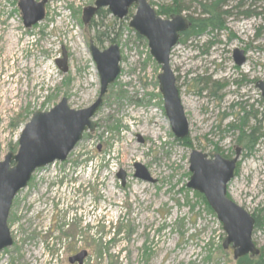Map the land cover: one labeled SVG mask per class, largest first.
Wrapping results in <instances>:
<instances>
[{
  "label": "rangeland",
  "instance_id": "obj_1",
  "mask_svg": "<svg viewBox=\"0 0 264 264\" xmlns=\"http://www.w3.org/2000/svg\"><path fill=\"white\" fill-rule=\"evenodd\" d=\"M47 1L45 19L25 28L17 0H0V161L9 151L17 152L35 111H48L62 98L75 110L96 101L101 83L89 42L109 47L106 35L102 44L95 38L107 25L114 27L110 32L122 52L121 73L93 117L95 131L84 133L66 161L37 170L15 197L8 219L14 242L1 252L0 264H69L73 252L83 249L88 252L84 264H237L233 250L222 247L226 233L221 222L187 188L189 159L194 149L210 158L234 157L235 148H242L238 132L226 130L244 115L243 109L257 116L247 131L259 127L264 133V98L256 88L257 81H264V30L258 35L264 0H232L222 9L231 11L223 15L227 29L184 35L172 50L171 66L190 125L184 139L175 137L164 109L160 66L147 40L129 27L130 19L115 18L104 8L86 26L83 11L96 0ZM148 1L156 10L176 1L188 18H199L200 3L206 2ZM241 1L242 8L236 9ZM239 10L258 15L245 17ZM235 48L247 52L241 67L233 60ZM63 51L67 73L56 63ZM199 79L210 89L213 82L223 84L219 97ZM137 114L142 116L135 121ZM155 122L162 133L155 131ZM135 163L154 182L136 178ZM228 191L250 214L262 217L253 241L264 247V138L252 154L243 149ZM101 242L109 247L102 258L95 252Z\"/></svg>",
  "mask_w": 264,
  "mask_h": 264
},
{
  "label": "water",
  "instance_id": "obj_2",
  "mask_svg": "<svg viewBox=\"0 0 264 264\" xmlns=\"http://www.w3.org/2000/svg\"><path fill=\"white\" fill-rule=\"evenodd\" d=\"M17 2L25 28H31L45 19L47 0ZM131 7H135L136 11L129 26L147 40L151 56L161 66L158 82L165 111L174 135L184 139L189 133V123L179 95L176 76L171 68L170 54L178 44L181 34L189 29L191 24L188 18L182 14L162 18L148 0H96L94 6L84 10L83 21L88 23L100 8H107L114 17L124 19ZM89 48L101 83L97 100L88 108L75 110L63 98L49 111H35L21 132L17 152L9 151L0 161V254L14 242L8 219L15 197L27 187L37 169L55 161H65L82 139L84 132L95 130L96 123L92 118L100 108L109 85L115 82L121 72V51L117 44L101 50L91 41ZM233 60L238 67L244 65L247 60L245 51L235 48ZM56 63L67 73L65 51L63 58L57 59ZM256 88L264 98V81H258ZM240 154V147L235 149V157L232 159H226L220 154L209 158L207 154L193 150L189 160L192 176L187 184L188 188L205 196L226 233L223 248L228 249L231 246L235 259L259 255V249L253 241L255 218L227 196L228 184L235 176ZM134 167L136 178L154 182L143 165L136 163ZM118 177L124 182L123 172ZM86 256L87 251L82 250L71 256L69 262L82 264Z\"/></svg>",
  "mask_w": 264,
  "mask_h": 264
},
{
  "label": "trees",
  "instance_id": "obj_3",
  "mask_svg": "<svg viewBox=\"0 0 264 264\" xmlns=\"http://www.w3.org/2000/svg\"><path fill=\"white\" fill-rule=\"evenodd\" d=\"M231 1L232 0H206L205 3H200V6L202 8V14H201L202 17L201 16L199 18L190 17L191 28L184 35L193 34L194 36H200L209 30L214 31V30L227 29L226 23L223 19V15L224 14L228 15L231 11L222 12V9L223 7L227 6ZM243 3H244L243 1L239 2L238 5L236 6V9H241L243 6ZM182 10H183V7H181L180 5L176 3V1H174L172 5L161 6L160 9L157 10V13L161 16H166L167 18H169L175 14L181 13ZM102 13L103 11H101L99 15H101ZM238 13L240 15H244L245 17H249L254 14L258 15L257 13H255V11H252V10L240 11ZM94 26H98L96 22H94ZM113 28L114 27L112 25L104 26V30L102 32L101 31L96 32V35H95L96 40L100 44H102L103 39H104L103 37H105L106 35V37H108L110 41L116 42L118 39L115 36L113 37L112 33L110 32V30L111 29L113 30ZM261 30H264V26H262V28H259L258 35H260ZM199 80L201 82H205V88L211 92L210 94L213 97H216V98L219 97V92L222 91L223 84L218 83V82H213L212 87L214 88L210 89L208 88V85H207V83L209 82L206 83V80H202V79H199ZM243 112H244V115L239 116L238 122H236V124H230L226 132H233V134L238 132V135L236 138L237 143L239 145L241 144L244 150L246 149L250 151L252 154V152L255 149V146L258 145L260 138H264V133L260 132L261 130L259 129V127L258 128L252 127L250 128L251 130L248 132L247 128H249L250 121L255 117L257 120V116L252 115L253 113L251 111H247L246 109L245 110L243 109ZM198 194L203 199L204 203L208 205L205 197L200 193ZM253 217L255 218V229L262 227L263 224H261V221H260L262 217L259 215H253ZM67 224L69 223L65 222L62 228H64L65 225ZM64 235L67 236L65 233ZM109 242H112V239H110ZM53 246L54 248L56 247L55 244ZM60 247H61V244L59 243V247L54 249L55 252L56 250L58 251ZM108 248L109 247L107 244H104L101 242V244H99L98 246H95V252L99 257H101L103 255V251ZM69 250L72 251V248ZM111 258L113 259V256H111ZM108 263L112 264L111 262H108ZM237 264H264V247L260 248L259 255L257 256L247 255V256L241 257L240 259H238Z\"/></svg>",
  "mask_w": 264,
  "mask_h": 264
},
{
  "label": "flooded vegetation",
  "instance_id": "obj_4",
  "mask_svg": "<svg viewBox=\"0 0 264 264\" xmlns=\"http://www.w3.org/2000/svg\"><path fill=\"white\" fill-rule=\"evenodd\" d=\"M174 1V0H173ZM171 4H173V2L171 3ZM168 6V5H167ZM155 8V7H154ZM107 9V8H106ZM132 9H133V7L132 8H130V10H129V14H128V16H133V14L135 13V11L134 12H132ZM101 11H104V8H100V9H98V11L95 13V15H93V17L89 20V22L88 23H86L85 25L86 26H88L90 23H92V20L94 19V17L95 16H97V15H99V13L101 12ZM106 11H108V12H110L108 9L106 10ZM157 12V11H156ZM158 14V13H157ZM179 14H182V15H184L182 12L181 13H179ZM161 16V15H160ZM185 16V15H184ZM161 17H164V18H167L166 16H161ZM187 17V16H186ZM188 18V17H187ZM191 18H193V17H191ZM188 20H189V22L191 23V21H190V18H188ZM91 41H93V40H91ZM90 41V42H91ZM90 42H89V46H90ZM94 42V41H93ZM110 46L113 44V43H117V42H112V41H110ZM94 44L100 49V47L97 45V43H95L94 42ZM99 44V43H98ZM109 46V47H110ZM90 49V48H89ZM121 60H122V57H121ZM86 164H88V163H86ZM63 225H64V223H63ZM65 226H68V225H65ZM88 244H86V246H87ZM75 246V245H74ZM70 251V250H69ZM87 251V250H86ZM76 253H74L73 252V255L72 256H74ZM87 256H88V252H87ZM86 256V257H87ZM71 257V256H70ZM69 257V258H70ZM86 257H85V259H86ZM69 258H68V262H69ZM85 259L83 260V263L82 264H84L86 261H85ZM69 264H71L70 262H69ZM74 264H78L77 262L76 263H74Z\"/></svg>",
  "mask_w": 264,
  "mask_h": 264
},
{
  "label": "bare ground",
  "instance_id": "obj_5",
  "mask_svg": "<svg viewBox=\"0 0 264 264\" xmlns=\"http://www.w3.org/2000/svg\"><path fill=\"white\" fill-rule=\"evenodd\" d=\"M141 116H142V114H137V115H135L134 118H132V119H134V120L136 121L138 118H141ZM149 116H150V115H149ZM144 120H146L147 122L150 121L149 118H145ZM154 124H155V128H157L155 131H156L157 133H159V134H160V132L162 133V131H161L160 128H159L158 122H155ZM133 125H137V123L134 122ZM143 131L146 132V133H149V134H154V129L152 130L151 128H149V129L146 128V129L143 130Z\"/></svg>",
  "mask_w": 264,
  "mask_h": 264
}]
</instances>
